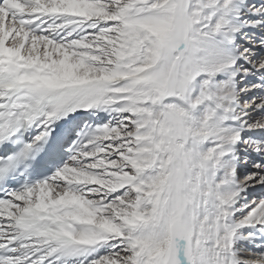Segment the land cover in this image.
I'll return each mask as SVG.
<instances>
[{"label": "snow or ice", "instance_id": "obj_1", "mask_svg": "<svg viewBox=\"0 0 264 264\" xmlns=\"http://www.w3.org/2000/svg\"><path fill=\"white\" fill-rule=\"evenodd\" d=\"M0 264H264V0H0Z\"/></svg>", "mask_w": 264, "mask_h": 264}]
</instances>
